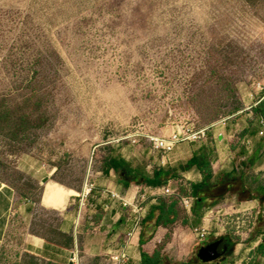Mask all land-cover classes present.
<instances>
[{
	"label": "rangeland",
	"instance_id": "obj_1",
	"mask_svg": "<svg viewBox=\"0 0 264 264\" xmlns=\"http://www.w3.org/2000/svg\"><path fill=\"white\" fill-rule=\"evenodd\" d=\"M263 100L264 0H0V182L17 198L0 264H46L28 253V235L72 249L79 262L91 192L111 181L103 174L110 156L152 173L200 149L215 168L233 161L249 185H264L247 169L264 163ZM175 131L192 139L170 154L155 148L152 138ZM49 186L54 205L44 202ZM167 187L159 196L181 199L182 209L175 226L162 227L159 248L170 258L188 261L226 235L233 245L237 231L264 237V208L199 221L182 203L189 182ZM187 236H195L189 255L167 249Z\"/></svg>",
	"mask_w": 264,
	"mask_h": 264
},
{
	"label": "crops",
	"instance_id": "obj_2",
	"mask_svg": "<svg viewBox=\"0 0 264 264\" xmlns=\"http://www.w3.org/2000/svg\"><path fill=\"white\" fill-rule=\"evenodd\" d=\"M181 147H184V145ZM199 150L200 149H195L192 154H187L188 157L184 159V161L188 162ZM249 155L255 156L257 154ZM184 156L185 154H176L174 159L175 161H179L176 159H183ZM215 164L216 168L215 165L212 167L216 176L220 173L232 172L234 170L237 171L238 174L242 173L244 177L246 174L248 175L246 171L239 172L238 167L233 161L229 164H225L220 158ZM247 166L248 172L251 174L254 173V176H252L253 179L260 180L263 178L264 181L263 162H259L257 159L254 162L250 160ZM112 173L113 172H110L109 175L111 181H107L96 187L93 186L91 192V208L89 209L91 213L90 229L86 232L83 243L81 244L82 256L79 262H72V249H63L55 244H49L44 237L36 235H28L27 237L28 253L42 258L46 261V264H115L113 256L120 252H126L129 255L127 264H144V254L153 256L155 252L160 249L159 247L165 241L167 234H164L163 232L165 230L163 231V228L160 227L154 239L142 247L141 235L143 226L141 225L138 227L137 224L134 223L136 215L134 208L137 204H142L147 201V208L150 211L152 206L158 202V198L162 197L159 195L165 193L164 191L169 189V187L154 189L137 184L126 187V183L120 176H113ZM182 176L189 184L198 183L203 180V175L198 168L187 171L183 173ZM257 186L264 187L263 184H258ZM245 187L251 189L255 188L246 181ZM229 195L231 199H228ZM16 203L17 198L14 190L0 182V258L3 246L12 232ZM255 208H264V200L260 201L258 198L239 200L236 194H228L217 206L205 210L203 212V217L206 216L205 220L208 222L212 219L213 223H219L221 218L226 212H229L230 209L237 212H247ZM189 212L192 218L197 219L194 213V205ZM203 217L201 218L202 221L204 220ZM220 227L222 226L220 225ZM201 229L206 230L207 228L202 226L196 230ZM64 233L70 234L71 232L64 231ZM235 235L237 236L233 245H231L230 236L226 235L217 239L227 240L230 245V251L217 261L207 264H264V255L258 250L264 245L263 234L251 231H237ZM72 236L77 240V244L79 237L74 234ZM177 239L172 243L170 242L167 249L170 250L176 245L175 251L180 258L184 255H189L195 246V236ZM202 246L205 245H201L200 248ZM63 252L65 253L64 260H60V262L55 260V258ZM172 254L174 255V253Z\"/></svg>",
	"mask_w": 264,
	"mask_h": 264
},
{
	"label": "trees",
	"instance_id": "obj_3",
	"mask_svg": "<svg viewBox=\"0 0 264 264\" xmlns=\"http://www.w3.org/2000/svg\"><path fill=\"white\" fill-rule=\"evenodd\" d=\"M258 117L264 120V100L258 105ZM213 162L210 154L204 150L196 153L188 162L179 167L156 169L150 173L146 170L135 169L134 166L123 157H108L104 162L103 174L110 175V172L118 174L126 183V187L132 184L142 185L154 189L167 187L173 180L183 179L182 174L194 168H198L203 175V180L198 183H191L190 198L195 200L194 213L200 221L203 212L217 206L228 194H236L239 200L259 199L264 200V187L256 186L254 189L245 187V178L237 171L220 173L215 175ZM262 195V196H261ZM181 199L166 197L158 198V202L152 206L148 216L143 220L141 246L154 239L160 227L170 228L175 226L181 219ZM188 219V218H187ZM185 220L188 223L189 220ZM151 233L148 235V230ZM264 231V223H263ZM263 232H259L262 234ZM71 241L73 239L71 238ZM264 255V245L258 249ZM144 264H203L196 256L188 261H176L158 249L153 256L144 254Z\"/></svg>",
	"mask_w": 264,
	"mask_h": 264
},
{
	"label": "built area",
	"instance_id": "obj_4",
	"mask_svg": "<svg viewBox=\"0 0 264 264\" xmlns=\"http://www.w3.org/2000/svg\"><path fill=\"white\" fill-rule=\"evenodd\" d=\"M207 136V130L201 131L197 134H195L194 139L195 140H201L203 138H205ZM153 142L155 143V148L158 150H163L165 153L170 154L172 152L175 151L176 147L188 140V139H192L191 136H184L182 134V132L180 131H175L170 138H152ZM168 194L171 193L170 189L166 190ZM195 200L193 198H183V205L187 208V209H191L194 205ZM135 213L136 214H140L142 216V214H146L147 215V209L144 208L143 206H141L140 204H137L134 208ZM146 218V216H145ZM141 221L140 220L137 224V226H141ZM197 233V237L199 238L200 241H204L208 235L207 231L204 229L201 230H196ZM75 253H73V258L72 261H75ZM113 260L115 262V264H127L129 261V255L126 252H120L119 254L113 256ZM74 263V262H73Z\"/></svg>",
	"mask_w": 264,
	"mask_h": 264
},
{
	"label": "water",
	"instance_id": "obj_5",
	"mask_svg": "<svg viewBox=\"0 0 264 264\" xmlns=\"http://www.w3.org/2000/svg\"><path fill=\"white\" fill-rule=\"evenodd\" d=\"M221 243V240H217L208 245L202 246L197 254L198 259L202 263H212L220 259L227 251V247H225L224 252H219L218 247Z\"/></svg>",
	"mask_w": 264,
	"mask_h": 264
},
{
	"label": "bare ground",
	"instance_id": "obj_6",
	"mask_svg": "<svg viewBox=\"0 0 264 264\" xmlns=\"http://www.w3.org/2000/svg\"><path fill=\"white\" fill-rule=\"evenodd\" d=\"M57 196H59L58 192H56L53 187L49 186L47 187L46 190V196L44 202L47 205H54Z\"/></svg>",
	"mask_w": 264,
	"mask_h": 264
},
{
	"label": "flooded vegetation",
	"instance_id": "obj_7",
	"mask_svg": "<svg viewBox=\"0 0 264 264\" xmlns=\"http://www.w3.org/2000/svg\"><path fill=\"white\" fill-rule=\"evenodd\" d=\"M225 247H227V251H226V253L224 255H226L230 251V245H229L227 240L221 239V243H220V245L218 247V251L219 252H224Z\"/></svg>",
	"mask_w": 264,
	"mask_h": 264
}]
</instances>
